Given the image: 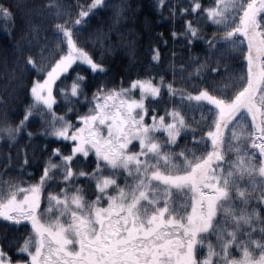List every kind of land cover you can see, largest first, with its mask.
<instances>
[{
	"label": "snow or ice",
	"instance_id": "6c2138e0",
	"mask_svg": "<svg viewBox=\"0 0 264 264\" xmlns=\"http://www.w3.org/2000/svg\"><path fill=\"white\" fill-rule=\"evenodd\" d=\"M104 5L0 4V15L20 20L12 72L28 98L15 123L0 115V133L48 141L35 181L0 180V219L27 232H0V264H264V0H156L169 34L203 55L169 65L171 79L146 69L115 83L81 39ZM236 56L230 84L181 86L227 71L221 61ZM160 59L153 45L151 61ZM28 168L24 153L20 171L36 176Z\"/></svg>",
	"mask_w": 264,
	"mask_h": 264
},
{
	"label": "trees",
	"instance_id": "16d2710c",
	"mask_svg": "<svg viewBox=\"0 0 264 264\" xmlns=\"http://www.w3.org/2000/svg\"><path fill=\"white\" fill-rule=\"evenodd\" d=\"M29 4H43L47 0H26ZM69 4H86L90 0H66ZM207 2V0H202ZM16 0H0V4L12 9V5ZM182 6H187V0H180ZM124 5L125 7L117 16L113 10V6ZM156 0H105L104 7L107 9L103 12H97L95 17L90 20L87 25L81 29L83 35L82 40L91 43L88 47H95L98 54L102 53L104 62L110 69L109 75L114 77V83L118 82L121 77L125 80L130 79L126 73L144 74L146 69H151V73L156 75H164L168 79L172 78V71L169 65H185L187 67V58L189 55H203V49L200 44L193 47L189 53L184 41L181 39H174L169 33L173 21L168 19L169 13L167 8L163 9L161 13L156 7ZM185 19H189L185 17ZM46 25L47 20L37 21ZM20 20L9 21L0 15V98L6 101V104H0V115L7 111V120L9 123H15L22 115V108L28 103V98L21 86L19 79L15 78L12 72L14 67L11 57V44L13 38L20 35L19 28ZM15 26V27H14ZM209 33L215 31L213 27L204 26ZM175 30L181 31V22L179 18L175 20ZM161 32L163 36L157 35ZM44 35L52 36L51 31H47ZM163 41H167L165 46ZM153 45L158 47L161 52V59L157 62L151 61V53ZM175 53V57L171 55ZM7 56V64L3 63V57ZM240 57H227L221 61L223 65H228L227 71H221L219 75L206 74V71L200 73L203 80L199 79H185L180 81L181 86L187 88L189 91H194L193 84H202L204 87H211L209 81H220L224 84H230L229 78L235 79L240 74V66L234 64L235 60ZM217 67L216 64L212 65ZM85 71L86 69H81ZM191 72V68L188 69ZM188 72L181 73L177 71L176 77L187 76ZM34 75V73H32ZM27 81L25 80V83ZM90 94V93H89ZM86 107V106H85ZM83 110V108H82ZM60 111V109H57ZM2 126V124H0ZM39 127L38 120H31L27 124V130L36 132ZM29 138L21 134L16 142L9 143L3 138L0 133V180L12 181H35L40 174L37 167L34 165H41L43 158L48 155L47 152L41 151V145L48 143L40 137H36L31 143ZM64 148V145H60ZM23 149V152L20 150ZM24 153H27L29 168L25 169L36 172V176H27L20 171L21 162L24 159ZM6 155H10L11 160L5 159ZM56 158H54L55 161ZM4 164H10L7 169H4ZM83 168L87 164L81 165ZM75 167V165H73ZM80 183H84L80 181ZM7 230L9 236L19 240L21 236H26L27 232L24 228L12 227L0 219V232Z\"/></svg>",
	"mask_w": 264,
	"mask_h": 264
},
{
	"label": "rangeland",
	"instance_id": "374dc122",
	"mask_svg": "<svg viewBox=\"0 0 264 264\" xmlns=\"http://www.w3.org/2000/svg\"><path fill=\"white\" fill-rule=\"evenodd\" d=\"M70 119H71V117H69ZM84 169L85 170H88V166H86V167H84ZM50 190H55V188L53 187L52 189H50ZM42 202H43V200H42ZM209 239H212L211 237H209Z\"/></svg>",
	"mask_w": 264,
	"mask_h": 264
}]
</instances>
